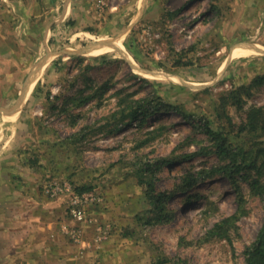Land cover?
<instances>
[{
  "label": "rangeland",
  "instance_id": "obj_1",
  "mask_svg": "<svg viewBox=\"0 0 264 264\" xmlns=\"http://www.w3.org/2000/svg\"><path fill=\"white\" fill-rule=\"evenodd\" d=\"M68 1L71 14L63 19ZM7 4L0 18L9 23L0 32H9L5 44L16 58L10 67L0 63V109L18 108L0 111V189L5 200L33 202L38 218L27 214L31 209L8 213L0 264H246L243 251L264 210L249 181L264 180V166L259 174L248 170V179L234 174L245 210L229 225L228 238L207 235L237 210L226 177L177 192L163 211L154 198L184 174L218 162L211 152L188 157L210 144L204 121L233 148L248 149L249 159L264 162V131L239 130L252 107L264 109V84L239 94L241 106L221 108L222 96L264 74V0H59L57 10L41 9L23 36ZM241 44L258 51L234 55ZM127 95L160 98L189 118L159 112L141 123L113 116ZM157 158L175 161L156 172L150 197L139 168ZM74 191L89 195L79 205L81 222L67 208ZM187 194L193 197L183 199ZM64 224L76 226L78 241ZM11 242L18 249L7 248ZM64 245L71 248L66 254Z\"/></svg>",
  "mask_w": 264,
  "mask_h": 264
},
{
  "label": "trees",
  "instance_id": "obj_2",
  "mask_svg": "<svg viewBox=\"0 0 264 264\" xmlns=\"http://www.w3.org/2000/svg\"><path fill=\"white\" fill-rule=\"evenodd\" d=\"M263 84L264 74L255 76L247 85H241L238 89L232 90L226 96H222L221 108L224 109V105L227 103L241 106L240 95L242 93L249 95L250 89L259 87ZM117 106L118 107L111 113L113 116L119 114L118 116L121 119L126 116H130L132 119H139L141 123L147 119V117L159 112H173L189 118V116L180 110L176 105L157 97L130 98V95H127L125 97L118 98ZM200 127L206 134L210 144L206 150L202 147L201 150L189 154L188 157L208 154L211 152L216 155L218 162L209 167L201 168L196 172H188L184 174L181 176L179 182L173 190L169 192H162L159 196L154 198V203L159 211H163L165 209L164 205L167 199L177 194V192L187 193L198 183L203 182V180L209 179L215 175L224 176L228 179L229 183L233 184L235 187L233 193L238 201L237 210L233 214L215 222L211 229L207 230V235L228 238L230 229L229 225H234L235 220L239 215L244 213L245 210V198L241 190V186L238 183V180L234 177V174L242 173V177L248 179L247 171L255 169L258 174L261 173L264 162L257 164L255 159H249L250 151L248 149L242 150L241 148H233L229 143H227L226 138L222 135V132L212 129L208 125L207 121H204L203 125ZM243 127H245L248 131H255L258 128L264 131V109L262 107H252L249 111L246 124L241 126L239 130ZM262 150H264V148L261 149V151ZM173 161H175V158H157L154 163L148 161L142 163L143 168H139V175L140 178H142V176H146V179L140 180V182L144 184L146 187L145 193L150 197V192L154 189L153 178L156 175V172H158L164 164L171 163ZM249 187L253 194L261 196L264 201V180L260 181L258 177L253 178L249 181ZM81 189L84 188H78V190ZM192 197V194H187V196L185 195L183 199L190 200ZM243 253L246 264H264V210L261 228L258 231L255 240L245 247ZM165 262L166 260L164 261V259H162L152 264H163ZM175 263L186 264L185 259H178Z\"/></svg>",
  "mask_w": 264,
  "mask_h": 264
},
{
  "label": "crops",
  "instance_id": "obj_3",
  "mask_svg": "<svg viewBox=\"0 0 264 264\" xmlns=\"http://www.w3.org/2000/svg\"><path fill=\"white\" fill-rule=\"evenodd\" d=\"M7 1V5L11 6V12L10 14L13 15V19H17L16 22H14L16 24L15 29L17 30V34L19 36H23L25 35L26 32L30 33L31 28H29L28 26H32L33 24H35V22L40 18L39 13L41 12L40 10L43 9L44 12H46L47 14V9H49L50 11L53 10H57V8H59L60 6L58 5V1L57 0H50V5L47 4V0H44L43 2H41V0H6ZM55 3L54 5L51 3ZM71 1H68L65 5H64V15H63V19H65L66 17H69L68 15L71 14ZM13 10V11H12ZM75 16H71V19H74ZM58 21V20H56ZM9 22L7 21L6 18H0V24H2L3 26L7 25ZM13 23V22H12ZM1 29V28H0ZM8 34L7 33H1L0 32V41L2 43H4L2 46L4 48H2L3 50V55L2 57H0V63H2L4 66L10 67L11 64L13 63L14 59L16 58V53L14 51V49H11L10 47L6 46L5 42L8 39ZM30 36V35H29ZM26 38V36L24 37ZM0 46V47H2ZM24 69L26 70V68H22L20 69V67L18 66V69L15 71H24ZM9 70V68H8ZM4 71V70H2ZM10 71V70H9ZM5 162L2 160V156L0 155V186L3 185L4 182V174H3V169L5 168ZM2 188L0 189V237L2 236L3 230L6 229V225L4 226V218L8 215V213L10 212L12 215L14 213L17 214H22V212L24 210H28L31 209L30 212H28L27 214L32 217H34L36 220L38 218V214H37V209L38 206L35 208V206L33 205V202H27V200H22V198L20 197H16V198H12L10 200H5L2 197V192H1ZM50 203L52 204V202L49 201L47 208L50 207ZM52 207V206H51ZM50 207V208H51ZM32 212V213H31ZM23 216V215H22ZM49 224L47 225V228L45 227L44 232H46V230L48 229ZM0 243H5L3 241H0ZM18 245V244H17ZM39 247H43L41 244L39 245ZM5 248V247H4ZM7 248H12V249H18L15 248L13 242H11V244L7 245ZM71 249L69 245H64V254H66L67 252H69ZM76 251V249H75ZM78 251V249H77Z\"/></svg>",
  "mask_w": 264,
  "mask_h": 264
},
{
  "label": "built area",
  "instance_id": "obj_4",
  "mask_svg": "<svg viewBox=\"0 0 264 264\" xmlns=\"http://www.w3.org/2000/svg\"><path fill=\"white\" fill-rule=\"evenodd\" d=\"M6 0H0V7ZM88 192H72L71 196L67 199V208L69 211V216L72 217L76 222H81L84 219L85 212L83 208L79 205L82 200H87L89 195ZM64 231L68 233L75 241L79 240V231L76 226L70 228L64 224Z\"/></svg>",
  "mask_w": 264,
  "mask_h": 264
},
{
  "label": "bare ground",
  "instance_id": "obj_5",
  "mask_svg": "<svg viewBox=\"0 0 264 264\" xmlns=\"http://www.w3.org/2000/svg\"><path fill=\"white\" fill-rule=\"evenodd\" d=\"M258 51V49L256 47H254L252 44H241V45H237L233 50V54L234 55H248L251 53H256ZM178 200V198H177Z\"/></svg>",
  "mask_w": 264,
  "mask_h": 264
},
{
  "label": "water",
  "instance_id": "obj_6",
  "mask_svg": "<svg viewBox=\"0 0 264 264\" xmlns=\"http://www.w3.org/2000/svg\"><path fill=\"white\" fill-rule=\"evenodd\" d=\"M104 44L106 45V44H110V43H109V42H105ZM16 108H18L17 105H16V107L13 108V109H0V111L5 112V113H11V112H14V110H16ZM10 110H11V111H10Z\"/></svg>",
  "mask_w": 264,
  "mask_h": 264
}]
</instances>
